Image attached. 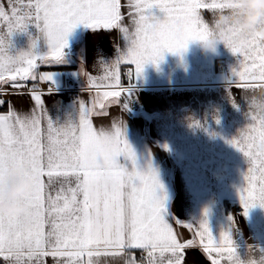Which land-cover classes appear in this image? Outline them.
<instances>
[{"label": "snow or ice", "instance_id": "1", "mask_svg": "<svg viewBox=\"0 0 264 264\" xmlns=\"http://www.w3.org/2000/svg\"><path fill=\"white\" fill-rule=\"evenodd\" d=\"M223 7L224 0H0V84L13 89L10 93L0 87V96L29 95L33 102L28 113L17 112L8 102V111L0 114V176L9 166L23 165L31 183L23 198L26 213L0 215L4 264H46L49 257L54 264H92L93 256L101 255H126L125 264H142L144 257L137 261L135 250L147 254V264H187L189 255L195 264L194 249H201L211 264L222 260L264 264V252L258 261H245L226 233L214 239L206 221L190 224L173 218L177 226L193 233L192 239L181 241L173 221L162 216L154 174L135 169L117 123L109 132L97 130L91 121L93 115L107 116L110 104L125 106L128 88L121 82L123 65H134L139 75L146 63L155 65L165 51L179 56L189 42L207 37L204 13ZM76 25L93 33L92 68L102 73L94 76L87 70L88 47L76 54L71 63L79 66L72 75L87 80L81 91L102 85L116 90L97 92L90 104L80 99L77 123L57 126L42 99L55 91L56 73L41 69L70 67L65 38ZM29 28L36 32L32 48L43 38L47 50L9 55L11 35ZM105 37L113 40L111 56L98 47ZM229 49L243 58V70L233 69L234 78L227 85L235 107L233 86L244 92L264 86V44L250 41L247 48L230 44ZM131 74V70L123 73ZM28 81L32 87L24 92ZM39 83L48 85L47 93L38 90ZM5 103L0 99V106ZM244 107L248 127L239 139L228 142L247 159L243 174L247 186L238 192L247 209L256 204L264 207V111L245 102ZM121 155L133 161L132 171L117 164ZM46 190H50L47 195Z\"/></svg>", "mask_w": 264, "mask_h": 264}, {"label": "crops", "instance_id": "2", "mask_svg": "<svg viewBox=\"0 0 264 264\" xmlns=\"http://www.w3.org/2000/svg\"><path fill=\"white\" fill-rule=\"evenodd\" d=\"M254 2L264 4V0H254ZM244 7L245 0H224L222 9L205 12L207 37L216 34L223 38V33L217 30L224 26L230 27L231 35L240 32V29L231 23V14L241 12ZM154 14L163 18V14L158 10H155ZM256 27H264V21H258ZM82 33L81 48V44L77 46L73 41H78ZM35 36V29L32 28L27 32H14L7 50L9 55L16 56L29 51L34 54L44 53L47 45L43 38L38 40L36 48H32V39ZM65 39L67 46L71 43V50L66 53V57L70 58L68 63L73 67L67 72H61L63 79L61 82L55 80V85L59 89L65 87L64 77L71 76L82 88L83 84L87 85V80L81 77L78 81L72 75L74 68L79 65L76 66L71 62L83 49L88 47L87 70L94 76L102 74L100 69L92 68L93 33L84 25H76ZM200 41L202 40L189 42L179 56L165 51L162 59L155 65L146 63L139 75L135 74L134 65H123L121 82L128 88L125 106L110 104L107 107L109 113L107 116L93 115L91 121L97 130L104 128L109 132L113 123H117L121 131V139L133 154L135 169L141 173L154 174L159 184L157 195L162 198V216L166 222H172L173 218L190 224L206 221L214 239L218 240L221 233H226L241 259L258 261L260 252H264V207L256 204L245 209L242 206L238 192L247 186L243 174L248 168V163L246 157L228 141L233 138L239 139L248 127L249 120L245 116L247 109L244 107V102L257 110L264 107V95L261 94L264 86L247 92L233 86L231 94L236 104L234 107L233 101L229 99L227 85L234 78L233 69L243 70L241 64L243 58L238 59L233 55L229 45L247 48L250 41L264 44V37L252 32L239 44L221 43L214 55L202 52L199 47ZM97 43L105 54L111 56L113 44L111 37H105ZM216 59L220 61L217 68L213 65ZM223 64L227 65L225 69L221 68ZM126 69L131 70L132 74L124 80L123 73ZM32 84V81H28L27 88L22 91L27 92ZM39 85L46 86L45 83L37 84ZM0 86L13 91L10 84H0ZM110 90L116 89L102 85L99 88L79 91L75 98H70L65 92L53 91L49 95H43L42 99L49 118L55 125L60 126L69 122L77 123L79 118L77 103L80 99L90 104L97 92ZM208 90L212 91V100L209 95L205 96ZM249 92L252 100L244 97V94ZM3 98L6 101L4 113L8 111V102L19 113H28L33 107L29 95L22 97L4 95ZM147 111L149 115H146ZM164 129L170 134V139L163 137ZM184 130L187 132H183ZM189 133L190 137L182 136ZM195 135L199 140L197 148L193 149L191 144L190 148L181 146V142L191 141ZM167 140H172L174 149H167L163 143ZM208 141L215 142L212 148L210 143L205 147L202 146V142ZM116 160L118 165L127 171H132L133 161L124 155L118 156ZM25 172L23 165H13L5 169L0 176V204L26 208L23 198L31 190V183L26 178ZM185 176L188 179L190 177V188H187L188 179L185 180ZM18 186L23 190L10 195V191ZM49 191L46 190V195ZM51 194L54 195V191ZM233 206H241V214L233 215ZM225 207L229 209L226 211ZM172 224L181 241L193 238L192 231L177 226L174 221ZM100 251L103 252L105 249ZM108 251L116 250L108 249ZM192 251L195 253V264H211V261L201 254V249ZM142 256L144 257L142 264H147V254L142 252ZM157 258H159L158 254ZM84 259L87 260V257ZM126 259V255L93 256L92 264H125ZM186 261L187 264H191L192 256H186ZM0 264H4L2 259ZM46 264H54L51 257L47 258ZM221 264H228V261L222 260Z\"/></svg>", "mask_w": 264, "mask_h": 264}, {"label": "clouds", "instance_id": "3", "mask_svg": "<svg viewBox=\"0 0 264 264\" xmlns=\"http://www.w3.org/2000/svg\"><path fill=\"white\" fill-rule=\"evenodd\" d=\"M258 21H264V4L255 3L254 0H245V7L241 12L231 14V23L235 24L239 29L236 35H231L230 27L224 26L217 31L223 33V38L220 35H210L206 39L199 42V47L202 52L208 54H216L218 45L221 43L239 44L241 41L252 32H257L261 37H264V27L257 28ZM264 95V90L261 92ZM264 111V107L258 109ZM21 187H17L10 191V195L22 191ZM27 209L19 205L0 204V214L13 215L22 217Z\"/></svg>", "mask_w": 264, "mask_h": 264}, {"label": "rangeland", "instance_id": "4", "mask_svg": "<svg viewBox=\"0 0 264 264\" xmlns=\"http://www.w3.org/2000/svg\"><path fill=\"white\" fill-rule=\"evenodd\" d=\"M73 43L74 44H76L77 46L79 45V44H81V48H82V43H83V33L82 34H80V37H79V40L78 41H73ZM71 50V43H69V45L67 46V48L65 49V52L67 53V52H69ZM66 60L68 61V60H70V58L69 57H66ZM42 71H50V70H42ZM53 72H55L56 73V77H55V80H57L58 82L60 81H62V79H63V77H62V73L61 72H57V71H53ZM43 84V83H42ZM1 87V86H0ZM4 89H6L7 91H10V90H8L7 88H4ZM11 93V92H10ZM207 95H209V97H210V100H212V91L211 90H208V92H205V96H207ZM6 96H8V95H6ZM152 103V102H151ZM212 105V104H211ZM173 109V108H172ZM173 111H175L176 112V110H173ZM146 115H149V112L147 111V113H146ZM161 118H163V117H161ZM183 132H187L186 130H184ZM193 133V131H191V134ZM182 136H184L185 138L187 137V136H189L190 137V133L189 134H184V135H182ZM163 137L164 138H169L170 139V134H167V131H166V129H164L163 130ZM161 143V142H160ZM163 143H165V145H166V147H167V149H174L173 147H174V145H173V142H172V140H167V141H163ZM157 145H159V143H156ZM181 144V146L182 147H184V148H190V144H191V147L193 148V149H195V148H197L198 146H199V140H198V138H196V135H195V138H192L191 139V141L190 140H185V141H183V142H181L180 143ZM160 146V145H159ZM161 146H162V143H161ZM186 165H184V167H185ZM186 168V167H185ZM186 170V169H185ZM198 174H196V176H197ZM185 178V180L186 179H188L187 178V176H185L184 177ZM189 179H190V177H189ZM189 179H188V182H187V184H188V186H187V188H190V181H189ZM217 190V189H216Z\"/></svg>", "mask_w": 264, "mask_h": 264}, {"label": "built area", "instance_id": "5", "mask_svg": "<svg viewBox=\"0 0 264 264\" xmlns=\"http://www.w3.org/2000/svg\"><path fill=\"white\" fill-rule=\"evenodd\" d=\"M226 67H227V65L223 64L221 68L225 69ZM129 71H130L129 69H126V70H124V73H128ZM127 79H128V76L124 75V80H127ZM64 84H66V86L61 88V89H59L58 87H56V85H54L55 91L68 93L70 98H75L76 93L81 91V87L79 86L78 82L76 80H74L71 76H65L64 77ZM37 88L40 92H47L48 85H46L45 87H42L39 85V86H37ZM8 92H11V91H8ZM1 99H4L3 96ZM241 212H242L241 206H233L232 207L233 215L234 214L239 215V214H241Z\"/></svg>", "mask_w": 264, "mask_h": 264}, {"label": "trees", "instance_id": "6", "mask_svg": "<svg viewBox=\"0 0 264 264\" xmlns=\"http://www.w3.org/2000/svg\"><path fill=\"white\" fill-rule=\"evenodd\" d=\"M219 63H220V61L218 59L214 60L213 61L214 67L217 68L218 65H219ZM72 67L73 66L70 65V67H58V68H54V69L42 68L41 71L42 70H50V71H57V72H67V71L71 70ZM244 97L245 98L249 97V99L252 100L251 92H249L248 94H244ZM1 98H2V96H0V99ZM5 110H6V103L4 105L0 106V113H4ZM207 143H210V145H211L210 148H212V145L215 142L214 141L202 142V146L204 145V147H205V145H207ZM206 175L208 176L209 174H206ZM207 176L205 177L206 181L208 180V177ZM224 206H226V204ZM225 208H226V211L229 209V207H225ZM134 255L137 258V261H140L141 260V257H143L142 256V252H139V251H136V250L134 252Z\"/></svg>", "mask_w": 264, "mask_h": 264}]
</instances>
